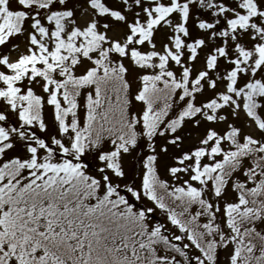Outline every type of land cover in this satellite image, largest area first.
Wrapping results in <instances>:
<instances>
[{
	"label": "snow or ice",
	"instance_id": "1",
	"mask_svg": "<svg viewBox=\"0 0 264 264\" xmlns=\"http://www.w3.org/2000/svg\"><path fill=\"white\" fill-rule=\"evenodd\" d=\"M0 264H264V0H0Z\"/></svg>",
	"mask_w": 264,
	"mask_h": 264
}]
</instances>
